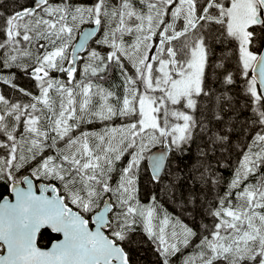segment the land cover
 Masks as SVG:
<instances>
[{
  "label": "snow or ice",
  "instance_id": "snow-or-ice-1",
  "mask_svg": "<svg viewBox=\"0 0 264 264\" xmlns=\"http://www.w3.org/2000/svg\"><path fill=\"white\" fill-rule=\"evenodd\" d=\"M178 21L183 23L178 26ZM87 22L102 30L96 43L108 51L90 49L81 71L77 53L96 33L84 32L71 58L69 48ZM3 35L0 66L21 68L39 94L0 75V82L29 98L11 102L0 94V182L11 184L15 197L14 203L8 198L0 203V264H130L137 226L161 264H170L198 235L194 253L183 264H264V0H26L4 17ZM225 43L245 78L246 107L252 113L240 134L249 129L254 134L228 190L208 208L212 223L198 233L161 215L157 196L141 204L138 180L153 146L167 142L178 152L191 151L188 146L199 132L201 180L219 186L223 177L211 160L231 148L224 128L236 127L227 111L232 102L221 93L205 117L200 101L212 100L210 55L214 45ZM112 68L123 77L122 98L94 82L103 81ZM234 83L233 74L225 71L222 84ZM117 118L123 122L105 124L100 132L80 131L82 125ZM125 156L126 164L117 169ZM164 159L163 154L151 157L150 179L158 184L164 180ZM224 160L221 156L216 163ZM33 164L29 175H18ZM253 176L255 182H247ZM33 178L57 181L60 188L41 184L37 194ZM106 194L109 199L97 211ZM185 202L197 200L193 196ZM93 212L91 218L84 215ZM46 234L50 247L45 249L39 241Z\"/></svg>",
  "mask_w": 264,
  "mask_h": 264
},
{
  "label": "trees",
  "instance_id": "trees-1",
  "mask_svg": "<svg viewBox=\"0 0 264 264\" xmlns=\"http://www.w3.org/2000/svg\"><path fill=\"white\" fill-rule=\"evenodd\" d=\"M84 3H93L94 0H80ZM26 0H0V40L4 39L3 28H4V17L8 16L14 10H19L21 5H24ZM180 25L182 21H178ZM86 24V23H84ZM79 26V29L82 25ZM87 24H92L87 22ZM78 29V30H79ZM78 32V31H77ZM76 32V34H77ZM75 34V37H76ZM102 38V30L96 34V36L89 42L84 52L80 55L81 60L78 61V67L82 71L84 62L87 60V52L95 48L101 51L102 54H106L108 49L104 46L98 45L96 41ZM75 39V38H74ZM131 42V38H126ZM74 41V40H73ZM72 41V43H73ZM72 45V44H71ZM230 45L216 44L213 46V52L210 55L209 64L210 67L207 69V83L212 89L214 95L212 96L211 102L207 97L200 101L202 109H205L204 116H208L206 109L214 107L218 101L216 97L221 93H225L230 97L232 102V108L227 109L231 119L230 124H235V128L225 127L224 130L229 132L231 140L230 150L221 149L215 153V159L211 160L213 169H218L219 174L222 175L223 179L220 181L219 186L207 185L203 183L200 177V171L202 170L201 162L198 159L199 151L197 145H202L203 140L199 139L200 133L197 132V137L195 138V143L190 144L188 147L191 151H185L183 153L176 151L174 148L169 146V153L166 158L165 166L161 172L164 176L162 183L153 182L150 177L149 170L146 165V159L142 161L141 172L138 180V197L143 205L150 203L151 197L153 195L158 198V212L162 214H168L174 221L180 220L185 221L187 225L192 227L194 231H197L198 227L205 223L207 220H213V218L208 214L209 206H213L216 200L225 194L228 190V185L232 179L233 169L237 166V162L240 160L246 145L251 140L254 132L249 129L244 135L240 134L241 125L252 117L251 108L246 107L249 104V98L245 93V78L240 74L235 55L230 50ZM71 48V46H70ZM70 48H69V58H70ZM3 54V50H0V55ZM223 62L224 68L215 67L216 64ZM125 66L128 69L130 75L134 73V69L126 61ZM231 72L233 74L235 83L231 86L223 85L222 79L223 74ZM0 75L4 77H14V83L19 88H25L26 90L32 92L35 95L39 94V89L35 86V81L29 76H27L21 68L11 67L4 68L0 66ZM53 76L57 78L64 79V74L62 73H52ZM105 79L100 81L98 78H94V82L101 83L105 88L112 90L117 96L123 97L124 87H123V77L116 68H112L110 72L104 73ZM79 79V73L77 75ZM251 76L249 75V79ZM0 89L2 94L6 96L11 102L22 101L27 103L29 98L23 96L19 91L13 89L10 85L0 82ZM225 106L228 101H225ZM234 109V111H233ZM123 121L120 118L114 119L111 122H93L91 124H85L81 126L80 131H95L100 132L105 128V124L119 125ZM213 125L217 127H222L216 125L213 121ZM210 125V126H213ZM163 144V143H162ZM161 145V144H156ZM155 145V146H156ZM147 155V153H146ZM221 156L226 157V160L222 161L221 164H217L216 161L221 159ZM129 157L125 156L124 159L117 164V169L121 168L126 164ZM33 165H27L21 172L19 176L30 174L31 167ZM264 172V168L261 169ZM170 173V175H165ZM35 181V178H33ZM118 176L113 175V183L116 182ZM40 180L56 184L58 188L60 185L57 181H51L41 178ZM256 177H250L247 182H255ZM175 184V189L171 188V185ZM9 183L0 182V198L8 193ZM168 189V192L164 191ZM169 193H172L171 195ZM61 194L63 191L61 189ZM110 195V194H106ZM196 198L197 202L195 204L186 203V200ZM114 200V198H113ZM102 201V200H101ZM101 201L99 203H101ZM71 206V205H70ZM183 206H187L183 208ZM75 208V206H72ZM76 209V208H75ZM91 213H85V217L89 218ZM190 215V216H189ZM52 238H56L57 234H51ZM136 240L138 243H134L130 246L129 256L130 264H161L162 258L155 251V246L147 239L140 226H137ZM50 243L49 235L46 234L40 241V246H47ZM181 251L176 253V255L170 258V264H181Z\"/></svg>",
  "mask_w": 264,
  "mask_h": 264
},
{
  "label": "water",
  "instance_id": "water-1",
  "mask_svg": "<svg viewBox=\"0 0 264 264\" xmlns=\"http://www.w3.org/2000/svg\"><path fill=\"white\" fill-rule=\"evenodd\" d=\"M89 31L95 32L97 34V32H98L97 26H95L94 24H84L83 26H81V28L79 29V31H78V33H77V35H76V37H75V39L73 41L70 54H71L73 48H75L77 45H79V43L81 41L82 34L84 32H89ZM94 36H92V37H90L88 39V41L86 42L85 48H86L87 44L90 42V40ZM84 50L85 49H83V50H81L80 52L77 53L78 57H79V54L82 53ZM249 74H250V76L253 75V73L251 71H249ZM258 87H259V85H258ZM168 153H169V145L167 143H164L162 145L154 146L148 152V154L146 155V165H147V168H148L149 173H150L151 176H152V160H151V157L154 156V155L163 154L164 157H165V159H164V166H165V162H166V158L168 156ZM164 166H163V168H164ZM163 168H162V170H163ZM162 170H161V172H162ZM26 175H29V174H26ZM33 182H34V190L37 191V194H39V187H40L41 184H53V183H48V182H45V181H42V180L34 181V179H33ZM20 186L21 187H26V185H23V184L20 185ZM47 194L51 195V193H47ZM4 198H8L13 203L15 202L14 194L11 191V184L8 185V193L3 195L0 198V203L3 202ZM108 199H109V195H105L104 198L102 199L101 203H100V208L97 209V211L98 210H102L104 202L107 201ZM73 210H76V209L73 208ZM93 215H94V212L90 214L89 218H91ZM90 227H92L93 229L95 227V225L92 224L91 221H90ZM57 235H58L57 238L62 239V234H57ZM41 247L46 249V248L50 247V243L47 246H41Z\"/></svg>",
  "mask_w": 264,
  "mask_h": 264
},
{
  "label": "rangeland",
  "instance_id": "rangeland-1",
  "mask_svg": "<svg viewBox=\"0 0 264 264\" xmlns=\"http://www.w3.org/2000/svg\"><path fill=\"white\" fill-rule=\"evenodd\" d=\"M177 24H178V26L180 25V23H178L177 22ZM165 143H167V142H165ZM187 206H183V208H186ZM190 216V215H189ZM212 219H210V221L209 220H207L205 223H203V224H201L199 227H198V229H197V232L199 233L200 232V230H201V228H202V226L203 225H205V224H211L212 223ZM182 223H184V224H187L185 221H181ZM189 227H190V225H189ZM199 242V235L196 237V238H194L193 239V241H192V244L189 246V247H187V248H182V250H181V254H180V256H181V264H183V262H184V259L186 258V257H188L190 254H193L194 253V251H195V245L197 244Z\"/></svg>",
  "mask_w": 264,
  "mask_h": 264
},
{
  "label": "flooded vegetation",
  "instance_id": "flooded-vegetation-1",
  "mask_svg": "<svg viewBox=\"0 0 264 264\" xmlns=\"http://www.w3.org/2000/svg\"><path fill=\"white\" fill-rule=\"evenodd\" d=\"M0 94H2L1 89H0Z\"/></svg>",
  "mask_w": 264,
  "mask_h": 264
},
{
  "label": "bare ground",
  "instance_id": "bare-ground-1",
  "mask_svg": "<svg viewBox=\"0 0 264 264\" xmlns=\"http://www.w3.org/2000/svg\"><path fill=\"white\" fill-rule=\"evenodd\" d=\"M87 24V23H86Z\"/></svg>",
  "mask_w": 264,
  "mask_h": 264
}]
</instances>
